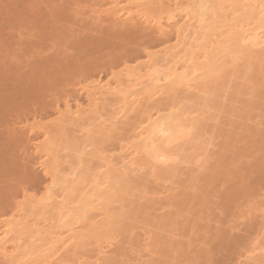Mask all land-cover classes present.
<instances>
[{
    "label": "snow or ice",
    "instance_id": "obj_1",
    "mask_svg": "<svg viewBox=\"0 0 264 264\" xmlns=\"http://www.w3.org/2000/svg\"><path fill=\"white\" fill-rule=\"evenodd\" d=\"M89 7L94 12L103 8L71 0L3 5L0 73L7 80L17 68L36 72L55 111L49 120L30 118L27 125L16 121L14 128L9 122L17 143L12 152L15 164L0 178V264H252L250 259L237 261L232 253L250 235L256 212L261 234L252 248L264 246V183L258 200L254 193L240 200L237 190L242 170L246 190L252 187L248 168L259 163L264 175V46L257 53L252 42L243 39L256 27L264 31V0L244 6L249 10L247 29L224 23L207 30L201 51L183 72L168 66L157 69L155 76L150 73L146 84L157 83L139 88V98L120 86L124 75L159 63L162 54L186 39L185 29L195 17L204 27L218 8L226 6L186 0L108 4L109 12L123 9L128 19L141 17L148 23L127 29L121 44L95 65L101 80L89 79L74 67L82 59L76 20L81 9ZM122 20L123 12L117 25ZM257 55L262 70L258 79L240 71ZM53 56L62 57V67L41 71ZM213 61L215 88L206 78ZM237 75L243 77L239 96L234 91ZM230 76L233 85L225 89ZM74 85L106 86L123 100L110 112L93 111L91 104H73ZM69 121L78 134L66 140L58 130ZM29 127L42 128L43 139L27 135ZM165 170L171 189L166 210L153 218L129 208L130 201L134 205L149 199L146 192ZM80 188L90 189L102 203L122 201L121 210L101 221L105 227H89L81 213L84 203L69 207V196L75 200L72 190ZM37 206L58 211L56 227L42 235L22 226L29 209ZM205 213L208 227L200 231ZM197 216L190 236L189 225ZM137 228L144 232L142 242L135 240ZM130 232L133 240L123 246L120 258L112 259L108 245L122 243ZM194 241L198 259L192 258ZM84 246H92L100 257L82 259Z\"/></svg>",
    "mask_w": 264,
    "mask_h": 264
},
{
    "label": "bare ground",
    "instance_id": "obj_2",
    "mask_svg": "<svg viewBox=\"0 0 264 264\" xmlns=\"http://www.w3.org/2000/svg\"><path fill=\"white\" fill-rule=\"evenodd\" d=\"M103 2V1H102ZM107 6L108 4L110 3H120V4H125L128 2V0H107ZM156 2H160V0H156ZM172 3H176V0H171ZM186 2H204V3H211V4H215V5H223V6H226V7H221V8H218L216 13L213 14V16L209 17L208 18V24H206L204 27L201 26V21L199 19V17H195L192 21H191V25L190 27L186 28L185 29V32L187 34L186 36V39H183L181 41V45L174 48L172 51L170 52H166L164 54H162L159 58H158V61L159 63H156L154 64L151 68L149 67H143V68H137V70L134 72V73H126L123 77V81L121 83V87L126 91V92H131V93H136L137 97L139 98L142 94L138 91L139 88L141 87H144L145 89H147L148 87H152V86H155L157 81L156 80H152L151 81V84H146V80H148L150 77H149V74L151 73L152 75H157V69H162V68H167L168 66H171L172 69L176 72H183L185 69L189 68L190 67V62L193 61L194 59V53L198 52V51H201V45H202V42L206 39V31L211 29V28H214L217 24H219L220 26H223L224 23H230V24H233L234 28L239 30L241 25H243V27L245 29H247L249 26H248V23L246 21V16L249 14V10L244 7L245 5H248V4H251V3H257L258 0H186ZM97 3V2H96ZM94 4V3H93ZM101 5L100 2L95 4V5ZM103 4V3H102ZM105 6V5H104ZM99 9V10H96L95 12L91 9V12L88 13V16L92 13V16L93 19H99V22H97L96 20V25H100L103 21L105 22V20H110V21H106V22H110L109 24L113 23V25H117V19L118 17L120 16V13L123 12L124 14V17H125V20H122L119 22V25L118 26H123V27H128V28H132L134 26H136L137 24H142V25H146L148 23L147 20H144L143 18L141 17H136L135 20H131V19H128V12L127 11H124L123 9H120L119 11H111L109 12L107 10V6ZM91 18V17H90ZM92 19V20H93ZM101 19V20H100ZM94 22V21H93ZM113 25H109L110 27H112ZM113 26V27H114ZM116 27V26H115ZM122 27V28H123ZM117 28V27H116ZM118 29V28H117ZM124 31V30H123ZM243 39L245 40H250L252 42V45H253V48L254 50L259 53V50H260V47L261 46H264V31H262L261 28L259 27H256L254 31H251L249 35H245L243 37ZM208 47H211V43L208 44ZM200 60H203L204 57L203 55H200ZM220 59H223V53L220 54L219 56ZM260 57L259 55H257L256 57L250 59L248 65L246 66L245 70L247 69H253V71H255V67H259L260 69ZM215 61H213L212 63H210L209 65H207V74H206V78L208 80V83L209 84H212L211 81L213 82L214 80L212 79L213 75H214V72H215ZM131 64V63H130ZM50 68V67H49ZM20 68H18L17 70H19ZM45 69V68H44ZM257 70L256 69V75L260 74L259 71H262V70ZM16 70V72H17ZM42 70V69H41ZM246 70V71H247ZM197 71H200V69H197ZM251 71V70H250ZM11 72V71H10ZM15 71H12V73H14ZM14 73V74H17V73ZM19 72V71H18ZM22 72V71H20ZM25 72V71H23ZM245 72V71H244ZM247 73H249V70L247 71ZM251 73H255V72H251ZM2 74V73H0ZM21 74V73H20ZM26 74V72H25ZM23 75V73H22ZM28 75V74H27ZM26 75V76H27ZM35 75V74H34ZM38 75V74H37ZM255 75V76H256ZM10 76V75H9ZM19 76V75H17ZM16 76V77H17ZM33 76V75H31ZM30 76V77H31ZM12 78V76H10ZM20 77V76H19ZM28 77V78H30ZM257 77V76H256ZM18 78V77H17ZM21 78H25L24 76L20 77ZM34 78V77H33ZM37 78V77H36ZM10 79V78H8ZM14 79V77H13ZM18 78V80H20ZM41 79V78H40ZM93 79H96V80H101V76H97ZM103 79H106L103 78ZM212 79V80H211ZM2 80V79H1ZM4 80V78H3ZM16 80V79H15ZM15 80H12L15 82ZM22 80V79H21ZM20 80V81H21ZM26 80V79H25ZM32 80V79H31ZM37 80V79H36ZM7 81V80H6ZM10 81V80H9ZM28 81V80H27ZM27 81H24L27 83ZM33 81V80H32ZM210 81V82H209ZM4 82V81H3ZM17 82V81H16ZM36 82V81H35ZM34 82V83H35ZM40 82V81H39ZM215 82V81H214ZM213 82V85H215V83ZM13 83V82H12ZM22 83V82H21ZM20 82H18L19 86L21 84ZM42 82H40L41 84ZM14 84V83H13ZM24 84V83H23ZM29 84V83H28ZM37 84V83H36ZM39 84V85H40ZM243 84V83H242ZM9 85V84H8ZM33 85V84H32ZM43 85V84H42ZM239 85V84H238ZM237 86V85H236ZM235 86V87H236ZM1 87V85H0ZM41 87V86H40ZM113 88L117 87V85H112ZM224 87V86H223ZM226 87H229L228 85L225 86V89H227ZM238 87V86H237ZM236 87V88H237ZM26 88V87H24ZM76 88H80V87H76ZM235 88V89H236ZM35 89V88H34ZM33 89V90H34ZM42 89V88H41ZM75 89V88H74ZM234 89V90H235ZM9 90V89H8ZM23 90V88H22ZM81 90L83 92H85V98L87 100V104L85 106L82 105V100H80L81 102L78 101V103L82 106V107H89V104H91V107H92V110H96L97 108L102 110L103 109V104L106 103L108 105V109L106 111H111V109L122 102L123 98L120 97L119 95H115V94H112L111 92L107 91L106 90V86L105 87H100V88H95V89H89V88H86V87H81ZM239 90H240V86H239ZM2 91V90H1ZM11 91V89L9 90ZM26 91V90H25ZM29 91V89H28ZM39 91V90H38ZM46 91V90H45ZM78 91V90H77ZM186 91V90H185ZM236 91V90H235ZM3 92V91H2ZM1 92V94H2ZM7 94L9 93L8 91H6ZM13 93V91H11ZM79 92V91H78ZM77 92V93H78ZM82 92V93H83ZM41 93L42 90H41ZM45 93V92H44ZM81 93V92H80ZM10 94V93H9ZM26 94V93H24ZM22 94V95H24ZM4 95V93H3ZM39 95V94H38ZM11 96V95H10ZM9 96V97H10ZM26 96V95H25ZM24 96V97H25ZM41 96V95H40ZM78 97L80 96V94L78 93L77 95ZM84 96V93L83 95ZM1 98L3 96H0ZM6 97V96H5ZM77 97V99H78ZM7 98V97H6ZM13 98V97H12ZM23 98V97H22ZM30 98V97H28ZM131 96L128 97L129 100H131ZM15 99V98H14ZM27 98H25L26 100ZM32 99V98H31ZM80 99V98H79ZM82 99V97H81ZM83 99V100H84ZM108 99H110V102H106V100L108 101ZM9 100V98H8ZM52 100V99H51ZM30 101V100H29ZM29 101H27L29 103ZM230 101V100H229ZM32 102V101H31ZM86 102V101H85ZM3 103V102H2ZM54 103V102H53ZM77 103V101H74V104ZM231 103V102H230ZM17 104V103H16ZM21 104V103H20ZM27 104V103H26ZM26 108L28 105H26ZM3 105V104H2ZM23 105V103L21 104ZM33 105V104H32ZM54 105V104H53ZM105 105V104H104ZM8 106V105H7ZM10 106V104H9ZM16 106V105H15ZM38 106V105H37ZM147 106V102H145V107ZM18 107V104L16 106V108ZM31 107V106H30ZM39 107V106H38ZM5 108V107H4ZM9 108V107H8ZM7 108V109H8ZM52 108V107H51ZM28 109V108H27ZM19 110L20 107H19ZM23 110V109H22ZM11 111V110H9ZM24 111V110H23ZM51 111V110H50ZM55 111V110H54ZM103 111V110H102ZM27 112V111H26ZM12 113V112H11ZM14 113V112H13ZM6 114V113H5ZM17 114V113H16ZM1 115V114H0ZM4 115V114H3ZM19 115V114H18ZM22 115V114H21ZM15 116V115H14ZM27 116V115H26ZM32 116V115H31ZM37 116H40V115H37ZM19 117V116H18ZM17 117V118H18ZM21 117V116H20ZM23 117V116H22ZM3 118V117H2ZM15 118V117H13ZM12 118V119H13ZM4 119V118H3ZM9 119V118H8ZM7 119V120H8ZM22 119V118H20ZM34 119L36 120L35 116H34ZM51 119V118H50ZM6 120V121H7ZM11 120V119H9ZM15 120V119H14ZM24 120V119H23ZM22 120V121H23ZM12 121V120H11ZM19 121V119H18ZM21 121V120H20ZM26 121V120H25ZM3 122V121H2ZM70 122V121H69ZM5 123V121H4ZM23 123V122H22ZM29 123H26L24 125H27ZM71 124V123H70ZM1 125V124H0ZM3 125V124H2ZM3 127V126H2ZM13 127V126H12ZM65 127V126H64ZM14 128V127H13ZM38 128V129H37ZM36 129L39 130L37 133L36 129H33L31 127L28 128L27 130V135H31V136H34V137H39L40 139H43V137L40 135V133L43 131L42 128L40 127H37ZM61 129L63 127H60ZM59 128V131H61ZM3 130V129H2ZM1 130V132H2ZM36 130V131H35ZM7 130H5L6 132ZM66 131V130H65ZM63 132V131H62ZM58 135L60 136V133H58ZM61 136H64V135H61ZM8 138V137H6ZM10 139V138H9ZM70 139V138H69ZM16 140V139H15ZM14 141V140H13ZM8 142V141H7ZM35 143V140L34 142ZM14 144V142H13ZM12 144V145H13ZM15 145V144H14ZM13 147V146H11ZM1 148V147H0ZM10 148V147H9ZM3 149V148H2ZM14 149V148H13ZM12 149V150H13ZM4 150V149H3ZM7 150V149H6ZM13 152V151H11ZM33 154L34 153V150H33ZM10 156V155H9ZM8 156V157H9ZM3 159V158H2ZM124 159H128V158H124ZM124 159H122L120 161V164H123L124 163ZM4 160V159H3ZM2 160V162H3ZM12 160V159H10ZM9 161V160H8ZM11 162V161H10ZM13 163V162H12ZM9 165H12V164H9ZM7 165V166H9ZM259 165V163L257 164V166ZM255 166L254 168H248L247 169V178H248V181L247 182H251V189L250 190H246L243 188V185L246 183V181L244 180V176H245V171L242 170L241 173H240V176H241V182L240 184L237 185V190H238V196H239V199L241 198V200H244L242 199L244 196H248L249 194H252L254 193L255 195L254 196H259V188H261V184L264 183V175L261 174V170H260V167L258 166ZM7 170V169H6ZM3 173V172H2ZM159 178H163V177H169V173L167 170L161 172V174L158 176ZM153 190V189H152ZM158 190V189H157ZM163 190V189H162ZM161 190V191H162ZM261 190V189H260ZM165 191V190H164ZM159 192V191H157ZM163 192V191H162ZM168 192V191H167ZM258 192V193H256ZM73 195H75V200H71V196H69V199H70V204H69V207H71L72 204H79V203H84V208L81 209V213H82V216L84 217V220L87 221V224L89 227H92L94 225H99L100 227H105V224H102L101 221H107L110 217L114 216L115 214H117L119 211H120V206L122 207V201L120 200H115L116 202L119 203V206L116 210V212H112V211H115V210H109L107 211V209L110 207V204L112 202H115V201H112L111 203L105 201V202H101L99 201L98 199L94 198V195H93V192L90 190V189H83V188H80V189H73L72 190V193ZM151 194V193H150ZM156 194V193H155ZM161 194V193H160ZM159 194V195H160ZM167 194V193H166ZM65 195L64 192H61V197H63ZM161 195H164V194H161ZM158 196V194H157ZM154 197V196H153ZM164 196H162L163 198ZM154 201V200H152ZM157 202V200H156ZM135 203H138V202H135ZM141 203V202H140ZM131 204V202H130ZM146 204H148V202H146ZM129 205V204H128ZM137 205V204H136ZM141 205V204H140ZM143 205V204H142ZM152 205V204H151ZM145 206V205H144ZM163 206V205H161ZM160 206V207H161ZM129 207V206H128ZM153 207V206H152ZM157 207V206H156ZM37 209V214L35 213ZM140 209V208H139ZM145 209H148V207H146ZM34 210V211H33ZM93 210H95L97 213H94L93 215H91V211L93 212ZM30 211H32V214L34 212V216L36 217H32L31 219H27V217L25 218V220L23 219L22 221V226L24 228H27L29 230H32L34 231L36 234L38 235H42L44 230H51L53 228L56 227L57 223H58V211H55L51 208H46V207H43V206H37L35 207L34 209H29V213H31ZM101 211V212H100ZM111 211V212H110ZM144 211V210H143ZM32 214H28V216L32 215ZM67 214V213H66ZM103 215V217L101 219H98L96 218L99 217L98 215ZM37 215V216H36ZM155 215V214H154ZM153 215V216H154ZM95 218V220L93 219ZM154 218V217H153ZM93 219V220H92ZM98 219V220H96ZM260 219V218H259ZM84 220H82L81 222H84ZM194 220V219H192ZM196 222V221H195ZM194 223V222H193ZM260 223V226H259V229H255L254 231L251 230V234H252V238L249 239L248 238V245H246L247 248H245L244 251H242L241 253H238V249H239V245L237 246H234L233 248V253L237 254L238 255H235L237 256V258L239 257L240 258V255H241V258L242 257V254L245 255L244 258L246 259H250L252 261V264H260V261L262 259H264V256L261 255V252L264 251V246H260V247H256V248H252V245L255 243V244H258L259 243V237H260V234H261V221H259ZM195 224V223H194ZM194 226V225H192ZM253 232V233H252ZM144 234V233H143ZM250 234V235H251ZM64 235H67V233H64ZM132 236V235H131ZM130 236V237H131ZM249 236V235H248ZM247 236V237H248ZM137 237V236H136ZM131 239V238H130ZM247 239V238H246ZM138 240V239H137ZM136 240V241H137ZM128 241H129V237H128ZM131 241V240H130ZM247 240H244V242L246 243ZM139 242V241H138ZM142 242V241H141ZM130 243V242H129ZM241 243V242H240ZM244 243V244H245ZM243 244V240H242V243ZM111 245V244H110ZM110 245H108V248L110 247ZM245 246V245H243ZM85 247V246H84ZM82 247V249L84 248ZM111 249V247H110ZM84 251V250H83ZM96 251V252H95ZM94 251V255L92 257H96V259H98L100 257V254L97 250ZM120 252V251H119ZM249 252H252V256H249ZM256 255H253L254 253H256ZM260 253V254H259ZM84 255V254H82ZM81 255V256H82ZM259 255V256H258ZM89 256V255H88ZM257 256V257H256ZM83 259V256L81 257ZM93 258V260H95ZM92 260V259H90ZM239 260V259H238Z\"/></svg>",
    "mask_w": 264,
    "mask_h": 264
},
{
    "label": "rangeland",
    "instance_id": "obj_3",
    "mask_svg": "<svg viewBox=\"0 0 264 264\" xmlns=\"http://www.w3.org/2000/svg\"><path fill=\"white\" fill-rule=\"evenodd\" d=\"M103 1V2H102ZM107 0H71V2L73 3H82L84 5H95L97 3L100 2V4L104 7L107 6ZM45 2H56V0H0V14H2L3 12V5L5 3H9V4H39V3H45ZM60 3H64L66 2V0H59ZM97 2V3H96ZM94 3V4H93ZM103 3V4H102ZM99 5V4H98ZM91 9L92 8H83L81 9V14L79 16V18L76 20V23H77V26H78V29H79V35H80V39L78 41V48L80 50V53H81V56H82V59H78L76 62H75V65L74 67L78 68V70L84 74V75H87L89 77V79H93L97 76H100L99 74H96V68H95V65L97 63H102L106 57V55L111 51V50H114L118 45L121 44L122 42V39L127 31V29H129L128 27H123V26H118V25H113V23L109 24L110 22H106V21H110V20H105V22L101 21L102 23L100 25H96V21L99 22V19H93V14L91 13L90 15L92 16H88V13L91 12ZM90 10V11H89ZM93 10V9H92ZM89 11V12H88ZM91 17V18H90ZM95 18V17H94ZM93 19V20H92ZM96 20V21H95ZM101 20V19H100ZM94 21V22H93ZM100 23V22H99ZM111 25H113L112 27H110ZM123 27V28H122ZM124 30V31H123ZM62 57L60 56H53L50 60L46 61L45 65L43 68H41L42 70L41 71H44V68H47L48 70H51L53 68H61L62 67ZM67 62H64V64H66ZM129 63H134V61H129ZM261 63V62H260ZM260 65V69L259 67H255V71H253V69H248L249 72H255L254 75H256V69L258 70H261V64ZM50 67V68H49ZM246 66H242V68L240 69V71H242L243 73L245 74H248L247 71L245 70ZM18 69V68H17ZM17 69H14L12 71H15ZM251 70V71H250ZM12 71L9 73L10 76H12V78L8 75V78L10 79H7V81L4 79L3 80V74H0V96H3L2 98L0 97V178L3 177V174L4 172L7 170H10L14 164H15V160L12 156V152L15 147L14 144L17 143V138H16V133L14 131H11L10 128H9V122L11 121L12 122V126L15 127V122L19 121L22 123V124H26V123H30V118L32 120H35L34 119V116L36 119H40L41 117H43L44 120H49L51 118V116L49 115V113H53L54 110H55V104L53 103L54 101L51 100L47 94H46V91H45V88L44 86L42 85L43 83L40 84L41 79H40V76L37 75L36 72H27L25 71L24 69H19L17 70V74H14L12 73ZM19 71V72H18ZM22 71V72H20ZM25 71V72H23ZM245 71V72H244ZM260 74H261V71H259ZM21 73V74H20ZM23 73V75H22ZM28 74V75H27ZM35 74V75H34ZM253 74V73H252ZM260 74L256 75L255 77L258 79ZM20 77L24 76L25 78H21ZM27 75V76H26ZM33 75V76H31ZM21 80H18V78ZM31 76V77H30ZM14 77V79H13ZM30 77V78H28ZM34 77V78H33ZM37 77V78H36ZM106 77V76H105ZM103 77V78H105ZM2 79V80H1ZM16 79V80H15ZM26 79V80H25ZM33 81H32V80ZM37 79V80H36ZM10 80V81H9ZM12 80H15L12 81ZM28 80V81H27ZM212 80V79H211ZM4 81V82H3ZM17 81V82H16ZM24 81H27L24 82ZM36 81V82H35ZM40 81V82H39ZM14 84H13V83ZM18 82H22L19 86ZM35 82V83H34ZM210 82V81H209ZM214 82V81H213ZM213 82L211 81V85L213 88H215V85H213ZM24 83V84H23ZM29 83V84H28ZM37 83V84H36ZM215 83V82H214ZM243 83V77L240 76V75H237L236 77V84L235 87L236 91H235V95L239 96L241 93H240V90H239V86L241 87ZM9 84V85H8ZM33 84V85H32ZM40 84V85H39ZM239 84V85H238ZM228 86H232L233 85V79L232 77L230 76L229 79H228ZM227 85H224V88L225 86ZM41 86V87H40ZM26 87V88H24ZM77 86H73V89H72V97H73V104H74V101H79L81 102L80 100H82V105L85 106L87 104V100L84 99L85 98V92H83L81 90V87L80 88H76ZM23 88V90H22ZM35 88V89H34ZM42 88V89H41ZM75 88V89H74ZM227 88V87H226ZM11 89V91H13V93L9 90ZM29 89V91H28ZM34 89V90H33ZM3 92H2V91ZM26 90V91H25ZM39 90V91H38ZM41 90L43 93H41ZM79 92H78V91ZM8 91L9 93L7 94ZM2 92V94H1ZM45 92V93H44ZM80 94V96L78 97V93ZM81 92V93H80ZM84 93V96L83 93ZM4 93V95H3ZM26 93V94H24ZM24 94V95H22ZM39 94V95H38ZM183 94V93H182ZM11 95V96H10ZM26 95V96H25ZM41 95V96H40ZM7 98H6V97ZM10 96V97H9ZM25 96V97H24ZM13 97V98H12ZM23 97V98H22ZM30 97V98H28ZM78 97V99H77ZM82 97V99H81ZM9 98V100H8ZM15 98V99H14ZM25 98H27L25 100ZM32 98V99H31ZM80 98V99H79ZM84 99V100H83ZM30 100V101H29ZM29 101V103L27 102ZM32 101V102H31ZM86 101V102H85ZM3 102V103H2ZM106 102H110V99H108V101L106 100ZM233 102L231 99L229 101V104ZM18 104V107L16 108L17 104ZM23 103V105L21 104ZM27 103V104H26ZM3 104V105H2ZM10 104V106H9ZM26 105L27 108H26ZM33 104V105H32ZM54 104V105H53ZM85 104V105H84ZM105 104V105H104ZM103 104V111H106L109 107L106 103ZM8 105V106H7ZM16 105V106H15ZM39 107H38V106ZM31 106V107H30ZM5 107V108H4ZM9 107V108H8ZM19 107L21 110H19ZM52 107V108H51ZM8 108V109H7ZM24 111H23V110ZM11 110V111H9ZM51 110V111H50ZM101 110V111H102ZM27 111V112H26ZM109 111V110H108ZM12 112V113H11ZM14 112V113H13ZM110 112V111H109ZM6 113V114H5ZM17 113V114H16ZM4 114V115H3ZM19 114V115H18ZM22 114V115H21ZM15 115V116H14ZM27 115V116H26ZM32 115V116H31ZM37 115H40V116H37ZM19 116V117H18ZM21 116V117H20ZM23 116V117H22ZM4 119H3V118ZM15 117V118H13ZM18 117V118H17ZM11 120H9V119ZM13 118V119H12ZM22 118V119H20ZM8 119V120H7ZM15 119V120H14ZM24 119V120H23ZM7 120V121H6ZM23 120V121H22ZM26 120V121H25ZM3 121V122H2ZM5 121V123H4ZM71 122H67L64 126H62L63 128L59 131L58 130V133H60V137H63L64 139H72L74 138L77 134H78V129L73 126V124ZM3 124V125H2ZM3 126V127H2ZM12 127V128H13ZM3 129V130H2ZM38 129V128H37ZM36 129V130H37ZM2 130V132H1ZM5 130H7L5 132ZM35 130V131H36ZM66 130V131H65ZM39 130H37L36 132H38ZM63 131V132H62ZM61 135H64V136H61ZM8 137V138H6ZM10 138V139H9ZM16 139V140H15ZM35 139H40L39 137H35ZM14 140V141H13ZM8 141V142H7ZM14 142V144H13ZM34 142V140L32 141V143ZM13 144V145H12ZM13 146V147H11ZM10 147V148H9ZM4 150H3V149ZM7 149V150H6ZM13 149V150H12ZM10 155V156H9ZM9 156V157H8ZM4 160H3V159ZM12 159V160H10ZM231 159V158H229ZM3 160V162H2ZM9 160V161H8ZM11 161V162H10ZM13 162V163H12ZM9 164H12V165H9ZM258 164V163H257ZM257 164L255 166H257ZM9 165V166H7ZM254 166V167H255ZM259 166V165H258ZM257 166V167H258ZM3 172V173H2ZM181 176H183V173H181ZM171 178V177H170ZM153 189V190H152ZM158 189V190H157ZM163 189V190H162ZM261 188H259V194L261 193ZM163 192H162V191ZM165 190V191H164ZM171 189L169 188V179H166V177H163V178H159L157 177L156 180L152 183L151 185V190L150 191H147L146 192V195L149 199H147L146 201L144 202H141L140 201H136L138 203H135L133 205V203L129 202V208H133L134 207V210L136 213H143V214H146V215H154V214H157V213H160L162 214L166 208L169 206L166 202H165V198L168 194V192L170 191ZM159 191V192H157ZM168 191V192H167ZM151 193V194H150ZM156 193V194H155ZM164 194V195H161V194ZM167 193V194H166ZM258 193V192H256ZM158 194V196H157ZM160 194V195H159ZM255 195V194H254ZM253 195V198L254 199H259L260 198V195L258 196H254ZM154 196V197H153ZM162 196H164L162 198ZM246 198L245 196L242 198L244 199ZM154 200V201H152ZM157 200V202H156ZM241 200V198H240ZM146 202H148V204H146ZM137 204V205H136ZM141 204V205H140ZM143 204V205H142ZM152 204V205H151ZM119 205L118 202H112L110 204V207L107 209V211H109L110 209L111 210H115V211H112V212H116L117 208L120 206H117ZM145 205V206H144ZM163 205V206H161ZM153 206V207H152ZM157 206V207H156ZM161 206V207H160ZM146 207H148V209H145ZM140 208V209H139ZM119 209V208H118ZM120 210H121V206H120ZM144 210V211H143ZM34 211V210H33ZM31 213L29 214H32V211H30ZM101 212V211H100ZM111 212V211H110ZM35 213L37 214V209L35 211ZM94 213H97L95 210H93V212L91 211V215H93ZM34 214V212H33ZM30 215V216H26L27 219H31L32 217L34 218L35 216L34 215ZM95 215V214H94ZM104 214L102 215H98L99 217L96 216V218L98 219H101L103 217ZM32 216V217H31ZM37 216V215H36ZM25 217V218H26ZM155 217V215L153 216ZM25 218H23L25 220ZM32 218V219H33ZM36 218V217H35ZM197 218H192L194 220L191 221V224L189 225V228H188V231H189V235L192 236L193 235V228L196 226V222H197ZM95 220V218H93ZM92 219V220H93ZM96 219V220H98ZM26 221V220H25ZM196 221V222H195ZM259 221H261L259 219V213L256 212L254 213V219L252 221V224L254 226H250V234H251V230H255V229H259V226H260V223ZM195 224H194V223ZM201 223L204 224V228L200 229V231H205L208 227V214L205 213V216H204V219L201 221ZM194 225V226H192ZM136 233H137V237L135 236V240H137V242H141L140 240V237L143 236L144 232L142 229L140 228H137L134 230ZM253 233V232H252ZM132 233H128L127 235V238L122 242V243H118V244H109L110 247L109 249L111 250L108 255L112 258V259H117V258H120V254H121V250L123 248V246L125 244H128L129 242H131L133 240V236H131ZM131 236V237H130ZM252 234L249 235L247 237V239H243V244L242 241L241 243H239V249L237 250L238 253H241L242 251L245 250L246 245L249 246L248 244V238L251 239L252 237ZM128 237H129V241H128ZM251 237V238H250ZM131 238V239H130ZM260 238V237H259ZM131 240V241H130ZM244 240H247L246 243L244 242ZM245 243V244H244ZM250 243V242H249ZM194 246L196 247V250H194L192 252V258L193 259H198L199 256H198V246L195 245V241L193 242ZM245 245V246H243ZM237 248V246H236ZM84 250V251H83ZM94 251L95 249L92 247V246H85L83 249H82V255L83 256V259H92L94 257H92L94 255ZM120 251V252H119ZM96 252V251H95ZM256 253H254L253 255H256ZM260 254V253H259ZM89 255V256H88ZM232 255L234 256V258L237 260V261H240L241 259H246L244 258L245 255L242 254V257L241 258V255H240V258L235 255H238L237 252L236 254L232 253ZM249 255V254H248ZM81 256V257H82ZM259 256V255H258ZM257 257V256H256ZM96 259V257L94 258ZM239 259V260H238Z\"/></svg>",
    "mask_w": 264,
    "mask_h": 264
}]
</instances>
